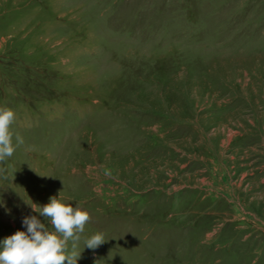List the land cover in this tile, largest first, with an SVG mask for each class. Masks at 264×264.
Returning <instances> with one entry per match:
<instances>
[{
	"label": "rangeland",
	"instance_id": "obj_1",
	"mask_svg": "<svg viewBox=\"0 0 264 264\" xmlns=\"http://www.w3.org/2000/svg\"><path fill=\"white\" fill-rule=\"evenodd\" d=\"M0 107V239L57 196L77 264H264V0H0Z\"/></svg>",
	"mask_w": 264,
	"mask_h": 264
},
{
	"label": "clouds",
	"instance_id": "obj_2",
	"mask_svg": "<svg viewBox=\"0 0 264 264\" xmlns=\"http://www.w3.org/2000/svg\"><path fill=\"white\" fill-rule=\"evenodd\" d=\"M14 119V110L0 107V161L12 157L16 146L24 142L19 134H15L13 142L10 125ZM30 206L39 215L24 216L25 230L18 229L0 239V264H77L80 252H70L69 241L75 249L90 220L89 212L79 203L72 206L57 196L49 197L42 206ZM105 241L102 232H95L86 237L84 247L95 249Z\"/></svg>",
	"mask_w": 264,
	"mask_h": 264
}]
</instances>
